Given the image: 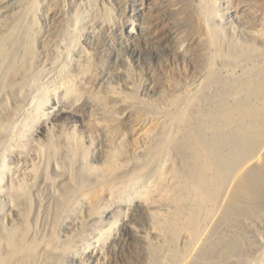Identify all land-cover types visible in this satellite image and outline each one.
<instances>
[{
  "label": "rangeland",
  "instance_id": "1",
  "mask_svg": "<svg viewBox=\"0 0 264 264\" xmlns=\"http://www.w3.org/2000/svg\"><path fill=\"white\" fill-rule=\"evenodd\" d=\"M89 2L66 0L54 17L38 8L28 22L31 30L37 28L38 32L24 45V38L15 43V48L20 45L21 54L14 63L16 72L0 88V160L6 157L10 168L18 171L15 181L9 184L6 180L2 187L29 188L34 199L30 218L41 227L47 209L54 205L50 197L63 195L70 188L73 196L80 198L72 202V214L67 219L64 216L57 234L60 247L67 245L66 237L75 234L78 243L62 264H127L136 251L143 250V239L149 252L163 254L154 237L157 232L153 233L141 213H134L136 239L127 242L122 233L124 220L131 213L126 207L137 210L130 185L133 177L126 173L142 164L143 157L133 158L132 151L148 136L149 149L157 152L159 133L179 119L192 128L206 124L221 130L209 108L215 96V89L206 88L209 76L217 74L235 81L242 78L237 64L248 36L241 32L246 27L249 33L264 32V0H97L93 20L106 22L110 28L93 29L95 21L84 26L72 57L79 59V50L88 57L81 69L72 66L69 70L70 76L79 78H70L62 89L42 91L66 64L73 28ZM203 6L210 9L216 27L212 36L206 28ZM253 18L258 20L256 24ZM53 27L59 32L50 37ZM225 53L234 56L226 58ZM86 92L113 97L114 101H108L101 114L85 105ZM189 92L203 93L205 99H190ZM33 98H37V110L15 131L17 139L9 145L14 125L23 119ZM228 101L235 103L233 97ZM13 145L17 147L10 151L8 147ZM162 161H167L163 178L172 177L171 195L185 199L188 194L178 173L182 166L177 151L165 153ZM45 167L49 171L43 176ZM4 206L5 198L0 195V214ZM262 215L247 238L248 257L236 256L239 264H257L263 258L264 212ZM168 228L165 223L159 233L164 235ZM83 233L86 237L78 238ZM113 237L118 243L108 260L88 257L98 241L109 247ZM43 242L52 249L48 240Z\"/></svg>",
  "mask_w": 264,
  "mask_h": 264
},
{
  "label": "bare ground",
  "instance_id": "2",
  "mask_svg": "<svg viewBox=\"0 0 264 264\" xmlns=\"http://www.w3.org/2000/svg\"><path fill=\"white\" fill-rule=\"evenodd\" d=\"M96 1L90 0L87 11L73 28L74 38L66 64L42 91L50 87L62 89L70 78H79L70 76L69 70L72 66L81 69L88 57L82 50L77 52L79 59L72 57L84 26L95 21L93 29L99 27L97 29L104 31L110 28L106 22L93 20ZM65 3L66 0L0 1V20L3 21L0 22V88L5 82H10V77L16 72L14 63L20 58V45L15 48V43L24 38L21 41L24 45L29 41L28 37L33 38L38 32L37 28L31 30L32 25L28 24L32 14L43 7L49 17H54L57 9ZM202 14L208 34L212 36L216 27L212 24L211 11L203 6ZM9 18L12 21H6ZM253 19L256 24L258 20ZM246 28L241 32L244 37L248 36L245 38L246 46L241 48L240 63L237 64L243 72L242 78L235 81L211 74L206 86L207 89H215L214 95L217 96L211 99L209 108H212L213 122L222 125L221 130L206 124L192 128L190 123L184 125V121L179 119L159 133L157 152L149 149L148 136L141 138L139 147L132 151L133 158L143 157L142 164L134 165L126 173L127 177H133L130 185L137 210H132L131 205L126 207L131 213L124 220L122 233L127 236V242L136 239L137 233L132 226L134 213H141L153 233L157 232L154 237L163 247V254L149 252L143 239V250L140 253L136 251L127 264H239L236 256L248 257L247 238L253 235L254 225L262 221L264 212V32L249 33V27ZM58 32L59 29L53 27L48 35L51 37ZM91 34L96 38V33ZM214 39L215 35L212 43ZM222 55L226 58L234 56ZM85 96V105L94 107L101 114L106 111L108 101H114L113 97H99L91 92H86ZM229 97L234 98V104L228 101ZM189 98L203 101L205 95L189 92ZM37 104V98L29 101L30 107L23 119L13 127L9 145L15 143V131L35 113ZM16 147L8 148L12 151ZM172 149L177 151L181 161L182 172L178 173L182 174L187 188L185 199L171 195L172 177L164 179L162 176L167 163L162 161V157ZM17 171V168H10L6 157L0 160V195L5 198L0 214V264H62L70 248L77 245V234L66 237L67 245L60 247L57 232L64 216L65 219L71 216L72 202L80 196H73L70 188L63 195L51 196L54 205L47 209L41 227L30 218L34 199L29 188L15 190L10 186L2 187L6 180L9 184L15 181ZM48 171L45 167L42 175L46 176ZM146 175L151 177L147 179ZM140 179L142 182L138 183ZM165 223L169 228L162 235L159 232ZM78 236L85 238L86 233ZM44 240L50 242L52 249L44 244ZM117 243L114 237L109 247L98 241L92 253L87 255L92 260H108L107 255L116 251ZM257 264H264V255Z\"/></svg>",
  "mask_w": 264,
  "mask_h": 264
}]
</instances>
